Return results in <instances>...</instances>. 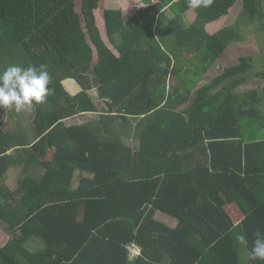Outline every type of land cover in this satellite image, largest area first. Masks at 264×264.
Here are the masks:
<instances>
[{
	"label": "trees",
	"instance_id": "trees-1",
	"mask_svg": "<svg viewBox=\"0 0 264 264\" xmlns=\"http://www.w3.org/2000/svg\"><path fill=\"white\" fill-rule=\"evenodd\" d=\"M145 1L126 19L103 0H0V73L46 65L51 89L30 109L28 130L26 110L0 113V236L10 233L0 264H246L242 249L264 232V135L254 125L264 120V96L235 92L255 57L193 93L244 39L243 27L263 17L264 0H212L192 23L186 0ZM238 2L235 23L208 29ZM169 78L181 84L169 87ZM84 113L99 118L64 123ZM15 167L22 177L9 188ZM78 170L92 177L73 188ZM158 210L177 225L158 220ZM133 242L142 254L129 260Z\"/></svg>",
	"mask_w": 264,
	"mask_h": 264
},
{
	"label": "rangeland",
	"instance_id": "rangeland-1",
	"mask_svg": "<svg viewBox=\"0 0 264 264\" xmlns=\"http://www.w3.org/2000/svg\"><path fill=\"white\" fill-rule=\"evenodd\" d=\"M147 6V3L145 0H103V8L108 9H117L121 8L124 12V15L126 17H129L131 15H134L137 10L141 7L144 8ZM243 5L242 2H238L232 9L229 16H226L221 19L220 22H218V25H230L237 21L239 18V15L242 11ZM264 11V6H263ZM103 9L98 12V21L100 23V27H102V31L105 33L104 25H103ZM191 14L193 16L195 15L193 10H190L188 13H186L185 17L187 22L191 21L190 17ZM211 30H215L213 27ZM244 31V39L238 42H235L229 46V48L225 51V53L217 60L216 65L212 68L210 73L205 74L202 78V81L209 82L212 81L215 77H217L222 71H224L226 68L231 67L233 65H236L240 63V58L245 55H253L255 57V68L248 74L249 81L248 83H245L235 89V92L237 93H246L250 91L257 90L260 95L264 96V14L263 17L260 19H257L255 22L248 26L243 27ZM106 35V34H104ZM108 42V39L105 37ZM111 48H114L110 45ZM96 59L98 58L97 52H95ZM195 75V74H194ZM206 78V79H204ZM66 87L72 91V93H77L78 91H81V87L73 85L71 82L66 81ZM90 95L94 99V102L97 104L100 111H104L108 109V105L105 103L104 100L101 99L99 96V92L97 88H94L90 90ZM262 111L264 113V100L261 105ZM5 109L0 108V113H2ZM25 118H24V126L25 129H29L32 123V118H28L32 112L30 109L25 111ZM72 121L70 123L74 124H83L86 121L92 119V118H99V114L97 113H84L79 114L73 117ZM68 118V119H70ZM4 120V116L0 115V124ZM131 121H134V118L130 119ZM264 121V120H262ZM255 122V128L260 129V134L264 135V129L261 130L260 127H262L263 122ZM11 123V122H10ZM118 126V125H117ZM119 128V126H118ZM135 140V143H133ZM137 140L135 138L125 137V142L128 145L136 146ZM20 174H17V171L11 170L7 173V180H6V186L9 188H14L17 185V180L19 179ZM21 178V176H20ZM77 182H79V179H77ZM1 195V194H0ZM0 236V244H5L10 236V233L7 232L6 229H3ZM33 242L30 243L32 245ZM35 246V243L34 245Z\"/></svg>",
	"mask_w": 264,
	"mask_h": 264
},
{
	"label": "clouds",
	"instance_id": "clouds-1",
	"mask_svg": "<svg viewBox=\"0 0 264 264\" xmlns=\"http://www.w3.org/2000/svg\"><path fill=\"white\" fill-rule=\"evenodd\" d=\"M211 2L212 0H186L190 9L207 7ZM49 83L50 74L46 65L38 68L34 65L27 68L9 66L0 73V108L13 109L19 113L43 103L51 92ZM237 240L246 242V237L238 235ZM249 257L253 261H264V232L260 229L254 234Z\"/></svg>",
	"mask_w": 264,
	"mask_h": 264
},
{
	"label": "crops",
	"instance_id": "crops-1",
	"mask_svg": "<svg viewBox=\"0 0 264 264\" xmlns=\"http://www.w3.org/2000/svg\"><path fill=\"white\" fill-rule=\"evenodd\" d=\"M119 9H121V8H119ZM191 10H193L194 11V13H195V15L193 16V14H191V17H190V20L191 21H189L190 23H192V22H194L195 21V19H196V16H197V13H196V11L194 10V9H191ZM190 11V10H189ZM188 11V12H189ZM187 12V13H188ZM125 16V15H124ZM134 15H131V16H129V17H126L125 16V18L126 19H130V18H132ZM186 18V17H185ZM186 20V19H185ZM221 21V19L220 20H218V21H215V22H212V23H210L209 25H208V29L211 31V28L213 27L215 30H213L212 32H216V31H218L223 25H218V22H220ZM186 22H187V20H186ZM106 32V31H105ZM114 39H115V41L117 42V43H119V38H118V36L116 35L115 37H114ZM108 42L110 43V41H109V38H108ZM110 45L112 46V47H114V48H112L113 49V51L118 55V56H120V53H119V51L117 50V48H116V46H114L113 44H111L110 43ZM217 63V62H216ZM216 63H215V65H216ZM215 65H213L212 66V68L215 66ZM212 68L209 70V73H210V71L212 70ZM208 74V73H207ZM204 79H206V78H204ZM204 81V80H203ZM202 80H200L199 82H197L196 84H195V86H194V88H193V93L196 91V90H198L200 87H203V86H205L206 84H208V83H210L211 81H209V82H207V81H205V82H203ZM181 83L180 82H178V81H175V80H173L172 78H169V84H168V86L170 87L171 85H180ZM182 108H183V106H182ZM181 107L179 108V109H182ZM72 121V118H70V119H65L64 120V123L67 125V126H72V125H76V124H74V123H70L69 124V122H71ZM130 138H132V137H130ZM133 139V138H132ZM137 142V141H136ZM133 143H135V140H134V142ZM138 144V142L136 143V145ZM129 146H131V145H129ZM132 147H135V146H132ZM195 157V159L197 160V158H199L200 156L197 154V155H195L194 156ZM15 170L17 171V174L19 173L18 171H21V170H19L17 167H15ZM14 170V171H15ZM21 177H22V175H20ZM20 176H19V178H20ZM83 177H92V174L91 173H88V172H86V171H80V170H78L77 171V173H75V175H74V178H73V188H77L78 186H79V183H80V180L83 178ZM77 179H79V182H77ZM156 218L158 219V220H160V221H162V222H164V223H166V224H168V225H170V226H176L177 225V222H178V220L176 219V218H174V217H172L171 215H169V214H167V213H164V212H162V211H160V210H158L157 212H156ZM241 256H242V258H243V260H244V263H246V264H248L249 263V253H248V251H247V249L246 248H243L242 249V254H241Z\"/></svg>",
	"mask_w": 264,
	"mask_h": 264
},
{
	"label": "built area",
	"instance_id": "built-area-1",
	"mask_svg": "<svg viewBox=\"0 0 264 264\" xmlns=\"http://www.w3.org/2000/svg\"><path fill=\"white\" fill-rule=\"evenodd\" d=\"M142 254V247L139 243L133 242L128 245L129 260H134Z\"/></svg>",
	"mask_w": 264,
	"mask_h": 264
}]
</instances>
